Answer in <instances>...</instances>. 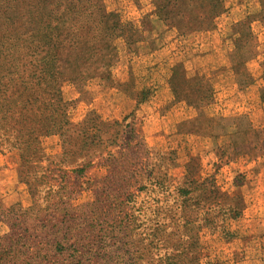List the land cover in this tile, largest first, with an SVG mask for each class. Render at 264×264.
<instances>
[{
	"label": "rangeland",
	"instance_id": "374dc122",
	"mask_svg": "<svg viewBox=\"0 0 264 264\" xmlns=\"http://www.w3.org/2000/svg\"><path fill=\"white\" fill-rule=\"evenodd\" d=\"M163 1L0 0V76L14 78L7 84L9 104L3 106L9 120H0L4 259L9 235L23 218L38 231L29 228L21 236L41 233L43 224L28 212L33 201L18 173L27 165L26 133L39 126L20 110L22 100L58 80L64 106L56 114L37 111L53 133L34 144L59 154L69 122L78 161L89 164L84 172L69 171L63 193L70 225L80 235L76 247H87L81 261L135 264V253L142 250L152 256L142 263L152 264L198 238L200 264H264V93L258 86L241 89L235 76L245 68L258 75L262 62L232 67L228 45L238 38L229 25L256 15L260 1L219 0L223 12L213 19L216 28L185 36L166 27ZM170 1L172 23L181 24L175 2L180 0ZM199 5L193 2L194 12ZM253 31L264 40L260 24ZM154 37L158 41L150 44ZM175 39L177 44L167 48ZM20 79L25 90L15 91ZM204 95L206 103L198 108ZM225 118L238 122L225 125L219 120ZM217 121L237 136L238 147H227L230 137L217 133ZM92 128L100 145L87 140L86 148ZM180 186L187 193L182 198ZM184 199L217 205L211 211H184L178 207ZM237 203L240 217L222 226L224 213ZM214 218L217 226L203 225L202 219ZM190 220L198 225L183 228ZM155 229L159 234L153 238ZM42 249L37 241L32 264H42ZM51 256L59 263L73 258L70 251Z\"/></svg>",
	"mask_w": 264,
	"mask_h": 264
},
{
	"label": "trees",
	"instance_id": "16d2710c",
	"mask_svg": "<svg viewBox=\"0 0 264 264\" xmlns=\"http://www.w3.org/2000/svg\"><path fill=\"white\" fill-rule=\"evenodd\" d=\"M196 1L200 3V5L199 8L197 7V11L195 12L193 11L195 7L192 6L195 0L175 1L181 7L180 15L182 17V22L181 24L174 25L172 23V19L170 18V13L168 12V5L170 3H173L174 1L172 2L170 0H164L163 2L167 5V8L163 12L162 20L165 23L166 27L176 30V32H178L180 36H185V33L187 31H203L202 28L198 27V24H212L213 19L223 12L222 2L219 0ZM259 1L260 6L264 5L263 0ZM147 25L153 26L152 24ZM238 33L239 31L238 29H236V35ZM144 40L145 38L142 41ZM10 76V79L9 74H7L6 76H0V120H9V110L4 112L3 106L4 104H9V85L7 84H9V82L12 83L14 80L12 75ZM58 83V80H54L53 84H47V88L41 90V92L33 91L25 93L24 100H22V102L24 105L26 104V106L23 105V107L20 108L21 111H25V116L28 117V115L31 114V116L35 117L34 120H36L39 124L37 128L34 127L33 130H30L26 133V136L28 137L27 143L29 144L28 159L23 162L27 165L22 167V169L19 170L18 173L19 176L21 175L26 180V182L23 184L26 186L33 201L32 205L28 209V212H32L31 216L41 219V222H43L42 232L37 235L25 234V236H21V231L25 232L27 229L32 227V224L28 221V219L26 220L25 218H23L21 221L20 217H17L21 222L20 224L16 225V227H13V229L15 228V233L12 232L11 235H9V258L6 256V258L4 259L7 251H4L0 246V264H32L36 260V252L34 251V246L36 245L37 241L43 245V249L40 252L43 253L41 254V256H43L42 264L59 263V260H55V258L51 256V254L53 252H56L57 250L61 253V255H63L61 257L67 255L69 251L73 254L72 260H68V263H63L60 261L59 264H86L79 259V255L81 252H85V249H87V247H76V244L81 242L80 235H78L77 231L73 228V226L70 225V220L67 216V213L69 214L70 211L67 209L65 204H63V193L68 190L66 178L69 171L84 172V170L88 168L89 164L85 161H78V158L80 156L77 155V150L75 149V145L72 141L73 138L70 133L69 122H66L67 128L64 132V138L61 144L62 151L59 154H48L46 151H44V148L39 149L38 145L34 144L35 139L40 140V138H48L50 137L49 135L53 133V131L51 130V123L45 122L47 118H40L37 114V111L40 110V108H45L46 110H50V112H54V114H56L64 106L62 95L56 89ZM21 88H24L25 90L24 81L20 79V81L13 85V89H15L16 91L17 89ZM207 98L206 95H204L202 102L196 104V106L198 108L199 106L203 107V105H205L206 103ZM15 108H18V106L15 105ZM4 114L5 116H3ZM96 118L99 120L100 116L96 115ZM6 135L9 138V131H7ZM88 135L89 137L87 138L86 135V139L84 141V146H86V148L91 145L87 144V140H90L94 143L97 142V145H100L101 140L97 137V134H94L93 128L88 130ZM60 173L62 174V176L60 177L62 185L58 187L55 183L57 182L56 179ZM62 186H64V191L62 190ZM218 190L219 189H214V192H217ZM177 194L180 198H182L187 193L184 190L183 186H180L179 188H177ZM44 195L51 196V198L44 199ZM186 201L187 200L184 199L180 202L181 205H178V207L184 211L189 209H198L200 212L205 210L211 211V208L217 205V202H196L192 204L187 203ZM239 208H241L240 203H237L232 209H229L228 212L224 213V215H227L228 217L222 220L221 225L223 226L225 224L228 228L230 222L237 221L240 217ZM34 210L36 212H34ZM62 216L64 217L62 218ZM85 216L87 217L88 215ZM88 221L89 220L86 219L84 222ZM202 221L205 227L210 226L213 228L217 226L215 218L212 220L202 219ZM66 222L68 225L66 224ZM197 225L198 220H190L185 223L183 228H187L189 226L191 228H194ZM31 231H35V233H37L38 226L31 228ZM158 232L159 229H155L153 230V232H150V236L155 238L159 234ZM180 247V245L177 246L173 253L166 255L165 257H160L156 263L152 264H200V257L198 253V238L189 246L185 248ZM150 254L151 252H149L148 254H144L142 250H140V252L138 253H135V257L137 259L135 264H143V260H148L150 257H152ZM85 255H88V253H83V256ZM126 255L128 256L129 253H125V256ZM25 258H28V260L26 261Z\"/></svg>",
	"mask_w": 264,
	"mask_h": 264
},
{
	"label": "crops",
	"instance_id": "0c3cea01",
	"mask_svg": "<svg viewBox=\"0 0 264 264\" xmlns=\"http://www.w3.org/2000/svg\"><path fill=\"white\" fill-rule=\"evenodd\" d=\"M264 3V0H263ZM260 24L262 30L264 31V5L259 7V11L255 15L254 13L246 14L245 18L234 24H230L229 27H234L238 29L239 33L237 34L238 38L232 40L229 45V59L232 62L231 66L236 67L238 62H244L247 66L260 60L262 62L261 73L255 75L249 68H245L243 71H238L235 73L236 80L241 89L248 90L254 86H258L259 91L264 93V40H261L253 31V25ZM199 28L207 31L216 28V23L214 24H198ZM178 39V38H177ZM177 39L169 44L168 47L172 48L177 44ZM152 41H158L156 37L151 39ZM237 41V42H235ZM225 121V125H233L238 122V120H232L231 118L219 119ZM217 128V133L220 135H229L230 142L227 146L234 148L237 147V136L232 134L231 129L222 128L221 122H215ZM229 133V134H227ZM234 141V143L232 142Z\"/></svg>",
	"mask_w": 264,
	"mask_h": 264
}]
</instances>
